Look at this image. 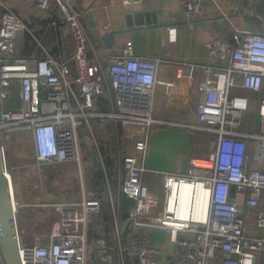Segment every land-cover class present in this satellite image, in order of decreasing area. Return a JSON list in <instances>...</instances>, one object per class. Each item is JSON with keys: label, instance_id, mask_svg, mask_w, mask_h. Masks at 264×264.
<instances>
[{"label": "built area", "instance_id": "2783aa9c", "mask_svg": "<svg viewBox=\"0 0 264 264\" xmlns=\"http://www.w3.org/2000/svg\"><path fill=\"white\" fill-rule=\"evenodd\" d=\"M178 1L183 20L194 21L203 0ZM36 2L45 15L57 10L65 23L74 43V77L70 60L59 55L0 54V148L5 162V136L28 132L34 165L75 163L82 192L77 200L38 204L57 218L41 225L31 243L18 230L21 264H264V98L258 111L261 131L248 134L240 126L250 99L232 92L235 87L262 89L264 33L234 30L232 44H207L221 65L208 66L198 83L203 100L197 104L196 127L215 134V145L207 156L190 157L184 172H157L158 194L145 179L150 170L144 164L155 121L158 60L133 55L132 43L126 41L119 54L100 50L106 58L103 66L71 0ZM25 30L27 24L13 11H2L0 38ZM102 95L109 99L110 111L98 106ZM93 120H99L104 133L111 123L118 125L119 196L132 202L124 219L112 205L115 231L110 243L96 223L101 199L90 193L82 174L80 148L89 139L94 145ZM99 166L104 167L100 160ZM107 196L111 201L110 191ZM154 229L166 235L160 244L152 240Z\"/></svg>", "mask_w": 264, "mask_h": 264}, {"label": "crops", "instance_id": "0c3cea01", "mask_svg": "<svg viewBox=\"0 0 264 264\" xmlns=\"http://www.w3.org/2000/svg\"><path fill=\"white\" fill-rule=\"evenodd\" d=\"M71 1L72 6L75 3L73 7L80 13L81 22L92 47L98 50L97 55L103 66L106 64V58L100 50L106 47L112 54H119L126 41H131L133 55L158 60L157 84L152 101L155 121L149 129L144 164L150 170L145 177L146 181L150 182L155 191L160 194L161 180L157 172H184L190 157L207 156L215 145V134L196 127L197 104L203 100V93L197 88L198 83L207 75L208 66L221 65V60L208 52L207 44L216 40H225L232 44L231 35L234 30L264 33V0H203L198 17L191 22L183 20L178 0H143L131 4H124L122 0ZM4 10L13 11L27 24L28 30L21 31L14 38H0V54L31 56L47 52L59 55L70 60L71 78L74 77L72 61L74 43L57 10H52L50 15H45L39 10L36 0H0V15ZM146 11L158 12L156 22L127 26V16ZM111 32H113L111 41L105 43V36ZM89 58L95 59L92 50L89 51ZM178 71L180 76H177ZM73 87L77 91L75 83ZM232 92L246 95L250 99V106L243 115L240 130L248 134L260 133L258 111L259 100L264 98V83L262 89L257 92L241 87L233 88ZM97 104L102 111H110L112 108L105 95L99 97ZM93 125L94 130L99 134L102 161L104 162V156L101 145L110 156L115 172V177L111 181L105 165V175L102 178L94 176L93 168L90 167L93 183L99 186L97 181L102 184L103 179H106L108 192L110 191L112 195L111 201L107 194L105 196L109 202L107 224L110 228L108 239L104 236L106 240L110 239L112 242L115 231L112 205L118 207L120 218L124 219L121 217L119 207L121 177L119 183L117 181V173L122 174L118 160L122 145L118 136V125L111 123L110 130L106 133L98 127L99 120H93ZM19 133L28 132H16L11 135L16 136ZM104 136L114 137L115 146L113 145L111 153L105 148ZM81 146L82 148L86 146L91 153L88 141ZM22 168L25 167L22 166ZM6 174L11 179L9 173L6 172ZM71 200H54L42 196L33 204L16 201L17 227L23 231L24 241L31 243L34 233L41 225L57 218L54 213L44 210L38 204L43 201ZM151 237L155 243L160 244L166 235L154 229ZM0 264H2L1 254Z\"/></svg>", "mask_w": 264, "mask_h": 264}, {"label": "rangeland", "instance_id": "374dc122", "mask_svg": "<svg viewBox=\"0 0 264 264\" xmlns=\"http://www.w3.org/2000/svg\"><path fill=\"white\" fill-rule=\"evenodd\" d=\"M102 135V134H101ZM100 135V137H101ZM103 136V135H102ZM105 148L113 151L114 137H106ZM93 148L97 150V158L103 165L102 155L99 149V134L94 133ZM4 157L12 181L15 205L16 201H24V203L37 202L42 196L48 199H78L81 196V178L80 171L74 163H64L48 167H36L32 154V141L28 133H19L18 135H7L3 139ZM85 143H87L85 141ZM115 146V145H114ZM83 167V177L85 186L89 188L91 194L101 199L108 193V183L103 179L100 186H96L94 180L90 176V150L85 146L80 148ZM120 162V159H118ZM14 166V168H13ZM24 166L25 168H22ZM105 168L102 167V171ZM108 177L111 181L115 177V172L108 170ZM118 177V179H117ZM117 181L119 183L121 174L117 173ZM103 188L104 190H101ZM116 192L114 191V195ZM100 228V227H99ZM21 228L19 227L18 230Z\"/></svg>", "mask_w": 264, "mask_h": 264}, {"label": "water", "instance_id": "95a60500", "mask_svg": "<svg viewBox=\"0 0 264 264\" xmlns=\"http://www.w3.org/2000/svg\"><path fill=\"white\" fill-rule=\"evenodd\" d=\"M73 6H75V3H73ZM157 13V11L135 12L127 16V26L156 22ZM19 34L20 32L17 33V35ZM112 37L113 32L105 36V43H109L108 41H111ZM81 132L85 134L86 130L82 129ZM88 145L91 147L93 175L102 178L103 172L99 166L98 153L95 148H92L93 141L91 139L88 140ZM14 203L12 181L6 176L5 162L0 148V254L4 264H21L18 251V227Z\"/></svg>", "mask_w": 264, "mask_h": 264}, {"label": "trees", "instance_id": "16d2710c", "mask_svg": "<svg viewBox=\"0 0 264 264\" xmlns=\"http://www.w3.org/2000/svg\"><path fill=\"white\" fill-rule=\"evenodd\" d=\"M97 100H99V98L97 99ZM101 152H102V154H103V156H104V165H105V167L110 171H112V169H113V162H112V160H111V158H110V156H108L107 154H106V151L104 150V147H103V145H101ZM97 183L99 184V186L101 185V182H98L97 181ZM101 190H104L103 188H101ZM131 200H129V199H127V198H125V197H123V196H119V207H120V212H121V217L122 218H125L126 217V215H127V212H128V209H129V207H130V205H131ZM108 204H109V202H108V199L106 198V197H103L102 198V207H101V211H100V213H99V215H98V220H97V225L100 227V231H99V234L100 235H102V236H107L106 238L108 239V232H109V224H107L108 222V213H109V211H108ZM99 219H101V220H99ZM110 239L109 240H107V242H109L110 243Z\"/></svg>", "mask_w": 264, "mask_h": 264}, {"label": "bare ground", "instance_id": "6f19581e", "mask_svg": "<svg viewBox=\"0 0 264 264\" xmlns=\"http://www.w3.org/2000/svg\"><path fill=\"white\" fill-rule=\"evenodd\" d=\"M6 173V172H5ZM6 176H7V174H6ZM8 178V177H7Z\"/></svg>", "mask_w": 264, "mask_h": 264}]
</instances>
